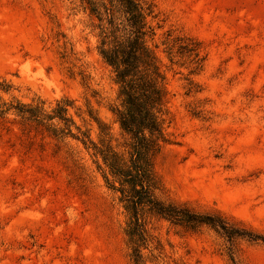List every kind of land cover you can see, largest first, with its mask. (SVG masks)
I'll return each instance as SVG.
<instances>
[{
    "label": "rangeland",
    "instance_id": "rangeland-1",
    "mask_svg": "<svg viewBox=\"0 0 264 264\" xmlns=\"http://www.w3.org/2000/svg\"><path fill=\"white\" fill-rule=\"evenodd\" d=\"M143 1L168 91L155 194L241 234L146 212L142 264H264V0ZM88 6L0 0V109L12 107L0 124V264H135L129 214L81 140L129 155L119 85L100 53L113 27L104 7ZM66 99L74 136L34 128L26 109L63 126L47 114Z\"/></svg>",
    "mask_w": 264,
    "mask_h": 264
},
{
    "label": "trees",
    "instance_id": "trees-1",
    "mask_svg": "<svg viewBox=\"0 0 264 264\" xmlns=\"http://www.w3.org/2000/svg\"><path fill=\"white\" fill-rule=\"evenodd\" d=\"M88 4L93 13H100V7H104L109 16L108 22L113 27V39L101 42L100 53L112 67L119 85L121 102L116 107L115 114L120 128L130 136L129 155L125 157L103 140L98 145L84 132L81 140L85 145L92 144L96 153L101 155L108 169L105 178L119 192V200L129 214L127 234L132 245L133 262H143L141 248L146 243L143 220L146 212L192 228L205 223L221 228L229 235L241 234L239 230L228 227L219 216L195 213L187 206L166 203L155 194V190L161 186L155 170V160L163 144L168 141L164 130L168 91L159 57L147 42V36L154 34L147 19L152 11L151 7H146L143 0H107L101 3L88 0ZM118 12L122 16L120 21H117ZM121 27L124 33L115 35ZM69 106L70 101L66 99L58 104L53 113L47 114L49 120L58 119L63 122V126L56 123L43 124L38 118V108L30 107L26 111L30 113L29 119L36 123L34 128H41L38 131L47 130L54 136H74L71 128L74 121L68 115ZM11 108L8 106L0 109V124L5 126L4 123L8 122L5 114ZM97 123L101 133L110 136L108 127L99 121Z\"/></svg>",
    "mask_w": 264,
    "mask_h": 264
}]
</instances>
